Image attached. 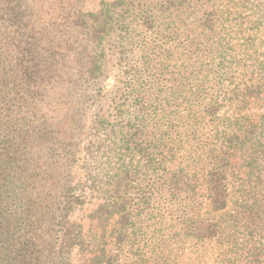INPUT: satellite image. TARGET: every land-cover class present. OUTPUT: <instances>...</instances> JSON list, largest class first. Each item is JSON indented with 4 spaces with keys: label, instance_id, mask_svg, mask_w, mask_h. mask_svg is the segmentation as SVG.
<instances>
[{
    "label": "trees",
    "instance_id": "trees-1",
    "mask_svg": "<svg viewBox=\"0 0 264 264\" xmlns=\"http://www.w3.org/2000/svg\"><path fill=\"white\" fill-rule=\"evenodd\" d=\"M121 2L59 13L58 31L85 42L77 66L90 85L101 81ZM24 3L0 0V264H74V250L92 243L73 214L93 201L90 221L104 227L117 217L119 251L101 249L86 264H175L177 237L223 242V223L237 219L229 210L233 152L264 193V111L257 123L235 112L249 95L264 94V0H165L142 9L140 30L123 26L124 37L139 45L151 35L153 46L141 45L146 71L158 48L168 59L180 50L190 62L182 81L167 89L157 72L145 77L133 66L130 75L140 76L131 103L86 121L65 114L58 155L40 140L48 127L35 56L44 45L40 20L25 23ZM180 15L183 41L171 25ZM194 60H202L198 69ZM193 141L197 149L188 151Z\"/></svg>",
    "mask_w": 264,
    "mask_h": 264
},
{
    "label": "rangeland",
    "instance_id": "rangeland-1",
    "mask_svg": "<svg viewBox=\"0 0 264 264\" xmlns=\"http://www.w3.org/2000/svg\"><path fill=\"white\" fill-rule=\"evenodd\" d=\"M113 1L116 0H25L23 5V8H26L25 23L28 19L40 20L39 24L36 22L34 25L39 30V37L44 45L35 58L38 62L39 90L44 98L41 102L40 119L48 127L47 133L40 140L47 152L58 155L62 151L61 142L64 140L62 128H66L70 121L69 118H65V114L75 112L86 121L97 110L103 108L109 112L108 106L115 103H131L128 98L131 85L136 84V77L140 76L130 75L133 66L142 71L145 77H151L157 72L167 89H175L177 83L184 77L186 64L190 62L186 61L180 50L173 54L172 59L167 58L163 47L152 52L150 74V71L144 69L145 58L141 45L153 46L151 35L144 33L146 42L136 45L123 34V26L129 30L139 31L141 27L137 25L136 20L143 12L142 9H156L161 7L165 0H120L122 2L116 9L118 14H115L118 23L115 31L105 41L106 53L101 81L96 85L87 83L77 66L78 52L85 47V42L77 35L58 31L59 13L63 7L69 6L80 7L85 11H96L103 2ZM180 20L182 15L171 25L183 41L184 30ZM32 24L33 22H30L28 26L31 27ZM196 61L199 63L196 65L198 69L202 60H194ZM163 64L168 65L167 70H161ZM263 111L264 94L249 95L247 102L240 105V111L235 110L245 123H257ZM188 143H190L187 144L188 151L193 152L197 149L195 141ZM231 167L234 183L229 210L230 214L237 215V219L230 217L223 223L226 231L224 241L217 243L212 240L202 243L183 235L182 238L177 237L176 243L181 241L180 245L173 243L178 248L172 253L173 263L230 264L226 260L232 258L237 264H264V193L261 191L262 188L258 187L260 180L250 178L249 168L239 151L233 152ZM97 204L98 202L93 201L73 214V219L84 226L87 239L92 243L87 251L74 250L72 254L74 264H86L95 254L101 253V249H105L107 255H116L119 251L115 239L117 217L104 227L90 221L88 217ZM225 250L227 252H224ZM168 253L167 251L166 255L169 260Z\"/></svg>",
    "mask_w": 264,
    "mask_h": 264
}]
</instances>
